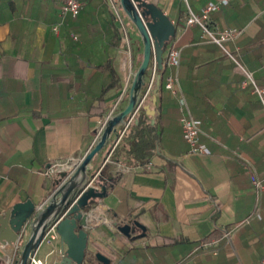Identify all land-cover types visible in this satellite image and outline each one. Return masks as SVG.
Listing matches in <instances>:
<instances>
[{"label":"crops","instance_id":"1","mask_svg":"<svg viewBox=\"0 0 264 264\" xmlns=\"http://www.w3.org/2000/svg\"><path fill=\"white\" fill-rule=\"evenodd\" d=\"M146 1L175 25L180 89L209 152L188 153L178 96L166 87L174 69L166 68L145 102L158 133L150 164L127 155L125 140L105 163L99 181L107 190L90 213L83 264H104L96 251L107 264H264V192L251 182L253 172L264 180V106L249 82L241 84L240 66L198 25L186 24L187 4L199 12L209 0ZM81 3L54 32L61 0H0V215L25 199L42 204L58 177L43 171L89 150L125 84L123 65L130 59L134 73L140 59L141 52L135 62L128 58L110 0ZM210 24L242 30L225 45L264 87V0H229L210 14ZM106 150L94 156L91 172ZM255 210L259 218L238 225ZM130 219L145 227L144 236L129 238L112 224ZM46 243L40 257L53 264L60 243ZM12 256L13 244L0 247V260Z\"/></svg>","mask_w":264,"mask_h":264},{"label":"water","instance_id":"2","mask_svg":"<svg viewBox=\"0 0 264 264\" xmlns=\"http://www.w3.org/2000/svg\"><path fill=\"white\" fill-rule=\"evenodd\" d=\"M128 19L136 27L142 43L140 59L133 73L126 104L112 113L102 125L98 139L83 155L73 171L63 179L66 172L58 173L55 187L40 205L31 199L14 203L0 215V243H13L17 233L23 228L24 233L14 264H28L30 255L39 247L46 229L67 209L64 217L57 223L61 258L56 264H83L87 257L90 213L97 198L107 190L97 178L100 188L88 184L92 176L91 162L94 156L106 147L118 126L125 122V117L133 111L140 98V91L145 82V73L152 52L155 50L158 67L162 68V54L166 44L175 35V25L158 5L146 0H118ZM155 100V97H152ZM148 115L154 111L148 104L142 107ZM154 122V119H151ZM113 226L129 238L144 236L145 227L138 220L114 221ZM141 230L135 233V229ZM93 256L100 263L107 264L109 259L96 251Z\"/></svg>","mask_w":264,"mask_h":264},{"label":"built area","instance_id":"3","mask_svg":"<svg viewBox=\"0 0 264 264\" xmlns=\"http://www.w3.org/2000/svg\"><path fill=\"white\" fill-rule=\"evenodd\" d=\"M228 2L229 0H216V1L209 0L201 7L199 12L194 11L187 4L185 22L187 25H193V24L198 25V27L200 28L202 33L206 36L208 41L218 44L220 48L223 50V52L226 54V56H228L230 59H232L236 64L240 66V68L242 69L245 75V78L241 84L244 85L246 82H249L252 86V91L257 94L262 106H264V87H260L259 85H257L253 77L252 71L248 70L243 65H241L237 57L232 52H230L225 45V43L228 40H232L236 38L237 36H239L242 30L236 27H226L223 29H218V28L212 27L210 24V14L218 10L221 5H225ZM81 4H82L81 0H61V4L59 6V10L57 13L58 20L55 21L51 25L52 30L54 32H58L60 25L62 24V22L64 21L67 15H71L73 17L76 16L80 11ZM110 5H111L114 18L118 23L120 37H121V44L127 47L125 51L128 54V58H129L130 40H129L128 32H127V25H126L125 20L123 19L124 17L122 14V9L117 0H110ZM72 36L73 38L77 37L75 34H73ZM180 60H181V49L180 47L172 43L170 40L166 44L163 54H162V66L165 68L174 69L173 72H169L166 75L165 81H166V87L171 91V93L178 96V102L180 103V106L182 109L181 115L179 117V121H180V125L182 128L184 139L188 145V153L190 154L208 153L209 152L208 148L204 144L199 142V134L202 132V129L200 127V121L196 119L195 117H193V115L191 114L186 98L180 89L179 79L177 75V68L180 64ZM130 65H131L130 59H129L128 64L123 65V73L124 72L125 74L127 73L125 75L126 76L125 84L123 88L120 90V92L117 94L113 102L111 103L110 108L107 111V113L102 117V119L99 120L97 127L94 129L91 146L98 139L102 125L104 124L106 119L118 109V105H120L122 101L127 100L131 77L133 76L132 70H130ZM125 67H129V69ZM159 73H160V68L158 67L155 50H154V46L152 43V52H151V56H150L147 69H146V73H145V82L140 91L139 101L137 102L133 111L125 117V122L118 126L116 136L112 140H110L107 145V150H106V154H105L102 165L98 167L97 169H95L94 171H92V176L90 177L88 184L93 185L96 188L101 187L97 182V178L101 174V170L103 166L105 165L107 161H110L117 147L122 142L124 134L127 131L128 127L135 120L137 114L142 109L145 102L148 100L153 90V87L157 82ZM82 157L83 156L68 157L65 159L54 160L49 164V166L43 172L44 174L51 176V175H57L58 173L64 171L66 172V175L63 177L64 179L79 164V162L82 160ZM144 164L146 166H149L150 162L146 161ZM144 164H142V166H144ZM251 182H252L253 188L255 189L258 195L264 192V180H262L255 172H253L251 175ZM67 209L60 215V217L56 221H54L46 229L44 236L42 238V241L52 243L54 241L60 240L56 226H57V223L66 214ZM255 217H258V218L260 217V214L258 213L257 210L252 211L249 215L243 218L238 223V225L248 223L250 220H252ZM23 233H24V229L22 228L17 233V237L15 241L12 243L14 246V256L3 258V260H0V264H14V259L17 255L19 246L21 244ZM0 247H3L1 243H0ZM36 251L32 255H30L28 264H47L43 258H41L40 256L36 254ZM213 252L215 253V251ZM59 253L62 254L60 249H59ZM58 261L59 260L54 261L53 264H56Z\"/></svg>","mask_w":264,"mask_h":264},{"label":"trees","instance_id":"4","mask_svg":"<svg viewBox=\"0 0 264 264\" xmlns=\"http://www.w3.org/2000/svg\"><path fill=\"white\" fill-rule=\"evenodd\" d=\"M116 34L117 32H115V44L117 45L120 37ZM109 62L110 60L107 63L109 64ZM164 70L166 68L162 66L160 73L164 72ZM151 118V115H148L142 108L123 137V140L128 144L126 154L141 163L149 159L158 138L155 119L153 118L154 122L152 123Z\"/></svg>","mask_w":264,"mask_h":264},{"label":"rangeland","instance_id":"5","mask_svg":"<svg viewBox=\"0 0 264 264\" xmlns=\"http://www.w3.org/2000/svg\"><path fill=\"white\" fill-rule=\"evenodd\" d=\"M125 22L129 23V25L127 24V32L130 40L129 49H130L132 62H135L138 57V54L142 50V43L140 40L139 33L136 27L134 26V24L132 22L130 23V20L128 18L127 19L125 18ZM125 103L126 101L123 104L121 103V106L125 105ZM118 108H120V105H118ZM46 245H47L46 241H42L40 243L36 253L38 256H41V253L45 251V249L47 248Z\"/></svg>","mask_w":264,"mask_h":264}]
</instances>
